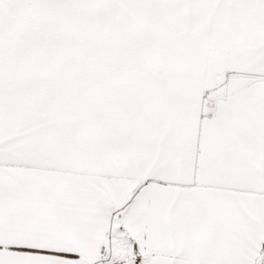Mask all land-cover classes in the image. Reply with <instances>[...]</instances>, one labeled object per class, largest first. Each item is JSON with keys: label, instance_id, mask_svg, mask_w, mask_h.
I'll return each instance as SVG.
<instances>
[{"label": "snow or ice", "instance_id": "obj_1", "mask_svg": "<svg viewBox=\"0 0 264 264\" xmlns=\"http://www.w3.org/2000/svg\"><path fill=\"white\" fill-rule=\"evenodd\" d=\"M0 264H264V0H0Z\"/></svg>", "mask_w": 264, "mask_h": 264}]
</instances>
